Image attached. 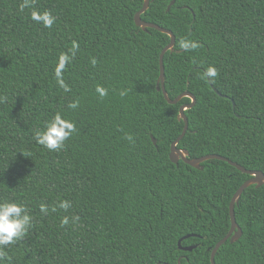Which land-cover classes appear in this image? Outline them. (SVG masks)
Returning <instances> with one entry per match:
<instances>
[{"label": "trees", "instance_id": "obj_1", "mask_svg": "<svg viewBox=\"0 0 264 264\" xmlns=\"http://www.w3.org/2000/svg\"><path fill=\"white\" fill-rule=\"evenodd\" d=\"M22 2L0 0V202L25 205L32 227L5 246L4 264H212L251 175L219 158L203 168L171 160L180 108L192 102L172 104L158 87L171 36L137 25L144 0H33L21 12ZM171 2L151 0L142 18L175 34L164 56L170 98L196 97L178 147L264 172V0ZM34 10L51 11L52 28ZM183 39L199 46L185 51ZM74 45L61 86L55 68ZM208 67L216 77H204ZM55 114L76 131L49 151L34 137ZM235 215L242 236L221 245L216 264H264V185L245 189Z\"/></svg>", "mask_w": 264, "mask_h": 264}, {"label": "clouds", "instance_id": "obj_2", "mask_svg": "<svg viewBox=\"0 0 264 264\" xmlns=\"http://www.w3.org/2000/svg\"><path fill=\"white\" fill-rule=\"evenodd\" d=\"M33 6V0H23L19 5V10L22 12L25 8H30ZM31 19L38 23L42 24L45 28H52L53 24L56 22V16L52 14L51 11H32ZM199 45L191 40L183 39L181 40L180 47L185 51L195 50ZM78 48V45L73 46L71 55L67 53H62L59 56L55 74L58 82L61 86H64L62 80V73L75 55V49ZM95 63V60H93ZM217 75V70L215 67H208L204 73L206 78H214ZM67 90V89H66ZM96 91L101 97L107 95V89L103 87H97ZM0 102H3V98L0 97ZM69 108L75 109L78 107V102H73L68 105ZM76 131L75 124L63 118L60 114H55L53 118L48 121L43 130H37L35 132V141L47 148L49 151H59L63 149L65 142L72 136ZM60 208L67 211L71 207L69 201H61L58 205ZM56 208L53 207L52 211H55ZM40 211L44 214H47L49 211L48 206L41 204ZM78 217L73 218V222L78 220ZM63 224L68 223V218L65 217L62 221ZM32 227V217L29 214V209L21 204L16 202H0V264H4V261L7 259V253L4 250L5 246L13 244L15 241L23 238Z\"/></svg>", "mask_w": 264, "mask_h": 264}, {"label": "water", "instance_id": "obj_3", "mask_svg": "<svg viewBox=\"0 0 264 264\" xmlns=\"http://www.w3.org/2000/svg\"><path fill=\"white\" fill-rule=\"evenodd\" d=\"M175 1L176 0H172L168 9H170L172 7V5L175 3ZM150 3H151V0H144V5H143L142 9L136 13L135 21H136L137 25L141 26L145 30H147L148 27L157 28V29H159L165 33H168L171 36V42L162 50V53L160 56L161 75H160L158 87H159V89L163 90L164 96L172 104L178 103L185 96H188L192 99V102L190 104H183L180 108L179 118L183 119L185 121V127L183 130V133L172 143L171 152H170L171 160L175 163H179L180 159H183L184 161H186L187 163H189L190 165H192L196 168H203L202 163L204 161L209 160V159H213V158H219V159L228 161L229 163L236 166L241 171L251 175V177L248 180H246L240 186V188L237 190V192L234 194V196L232 198L231 206H230V212H231V218H232L231 229H230L229 233L224 238H222L220 241L217 242L216 246L212 250V256H211L212 264H216V260H215L216 253H217L218 249L221 247V245L224 244L228 239H230L231 242H235L236 240H238L242 236V233H243V230H242L241 226L238 224L237 219H236L235 204L239 202L241 195L243 194L245 189L248 188L249 186H251L253 184H257L258 187L264 185V172L261 170L246 169L245 167L238 164L237 162H234V161H232V160H230L224 156L218 155V154H207V155H204V156L198 157V158H189L190 152L187 149L178 147L179 142L182 140V138L186 134L188 127H189V120H188V117H187L185 111L187 109L192 108L195 105L196 97L192 93L185 91L182 94H180L178 97H176L175 99H171L167 90H166L164 56H165V53L167 51H169V50L174 51L175 50L176 37H175V34L171 30L166 29L160 25L147 22L142 18V14L149 8ZM152 139H153L154 143H157V140L155 139L154 136H152ZM179 246L181 249L191 251L197 245L183 246L182 241L180 240Z\"/></svg>", "mask_w": 264, "mask_h": 264}]
</instances>
